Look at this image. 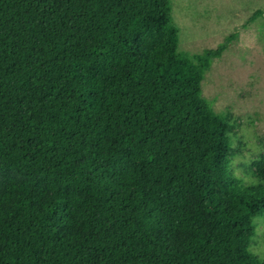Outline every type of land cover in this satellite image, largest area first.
Returning <instances> with one entry per match:
<instances>
[{
  "label": "trees",
  "instance_id": "1",
  "mask_svg": "<svg viewBox=\"0 0 264 264\" xmlns=\"http://www.w3.org/2000/svg\"><path fill=\"white\" fill-rule=\"evenodd\" d=\"M171 9L0 0V264H262L264 161L201 92L233 36L189 57Z\"/></svg>",
  "mask_w": 264,
  "mask_h": 264
},
{
  "label": "rangeland",
  "instance_id": "2",
  "mask_svg": "<svg viewBox=\"0 0 264 264\" xmlns=\"http://www.w3.org/2000/svg\"><path fill=\"white\" fill-rule=\"evenodd\" d=\"M170 3L180 53L201 55L233 36L222 56L211 60L201 92L212 111L230 125V174L243 185H256L253 173L264 161V13L251 23L247 19L264 9V0ZM249 249L264 264V216L256 220Z\"/></svg>",
  "mask_w": 264,
  "mask_h": 264
}]
</instances>
